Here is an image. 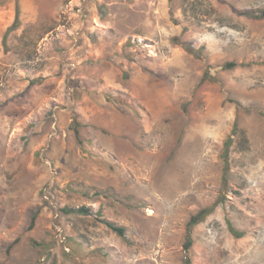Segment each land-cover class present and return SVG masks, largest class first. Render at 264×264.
Returning <instances> with one entry per match:
<instances>
[{
  "label": "rangeland",
  "instance_id": "obj_1",
  "mask_svg": "<svg viewBox=\"0 0 264 264\" xmlns=\"http://www.w3.org/2000/svg\"><path fill=\"white\" fill-rule=\"evenodd\" d=\"M4 2L0 264H264V0Z\"/></svg>",
  "mask_w": 264,
  "mask_h": 264
},
{
  "label": "trees",
  "instance_id": "obj_2",
  "mask_svg": "<svg viewBox=\"0 0 264 264\" xmlns=\"http://www.w3.org/2000/svg\"><path fill=\"white\" fill-rule=\"evenodd\" d=\"M5 1V0H4ZM2 1L0 2V5H3L5 2ZM238 13V15L240 16H245L248 18H252V19H264V10H246V11H242V12H236ZM20 8L19 5L17 4V10H16V18L14 23L12 24V26L7 30L5 36H4V44L5 46H7V41H8V37L9 35L16 31L20 25H21V20H20ZM183 47L185 48L186 51H188L189 53L198 55V50H195L194 47L191 44H184ZM202 49V48H201ZM251 64H238L236 62H228L224 65V68L227 70H232L235 69L237 67H247ZM204 80H210V81H214L215 79L210 76L209 73H206V75L203 78ZM72 130L75 134V137L78 141L79 144L83 145L82 139H81V132L80 129H82L84 127L83 123L79 120L78 115L74 112L73 113V122H72ZM236 135V130L232 132L231 136L228 138L227 142H226V146H225V150H224V154H223V159L225 162V176L228 175V173L230 172V149L232 147L233 141H234V137ZM218 204L215 203L213 204L211 207H207L204 208L202 210H200L196 215L192 216L189 224H188V236H187V241L185 244V251L187 253V258L185 260V264H191V258L188 256V254H190L191 249L193 248V237H192V232L193 229L199 225L200 223L204 222L211 214L214 213V211L217 209ZM63 211L66 214H72V213H77V214H89L91 211L90 209L86 208V207H80V208H64ZM107 225L109 226V228L114 231L115 233H117L119 236L126 238L127 237V230L125 227L123 226H117L114 223L111 222H107ZM230 231L231 233L237 237V238H242L244 237V233L239 232L237 229H235L233 226L230 225Z\"/></svg>",
  "mask_w": 264,
  "mask_h": 264
}]
</instances>
